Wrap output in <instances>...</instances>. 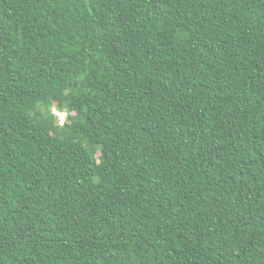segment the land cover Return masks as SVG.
<instances>
[{
    "label": "trees",
    "instance_id": "16d2710c",
    "mask_svg": "<svg viewBox=\"0 0 264 264\" xmlns=\"http://www.w3.org/2000/svg\"><path fill=\"white\" fill-rule=\"evenodd\" d=\"M0 264H264V0H0Z\"/></svg>",
    "mask_w": 264,
    "mask_h": 264
},
{
    "label": "rangeland",
    "instance_id": "374dc122",
    "mask_svg": "<svg viewBox=\"0 0 264 264\" xmlns=\"http://www.w3.org/2000/svg\"><path fill=\"white\" fill-rule=\"evenodd\" d=\"M52 113L54 114V119L59 125H64L68 119L66 111H60L57 107L52 108Z\"/></svg>",
    "mask_w": 264,
    "mask_h": 264
}]
</instances>
